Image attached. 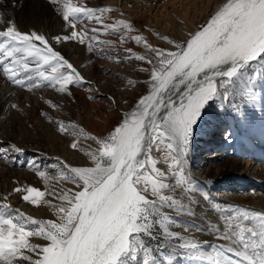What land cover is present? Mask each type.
<instances>
[{
    "label": "snow or ice",
    "instance_id": "snow-or-ice-1",
    "mask_svg": "<svg viewBox=\"0 0 264 264\" xmlns=\"http://www.w3.org/2000/svg\"><path fill=\"white\" fill-rule=\"evenodd\" d=\"M51 2L62 5V19L71 29L69 35L53 37L56 42L78 40L84 44L86 40L97 39L95 35L89 37V31L93 34L120 31L121 42L130 38L137 44L143 43L152 57L131 49L126 51L132 58L151 65L150 69H140L149 73L144 81L148 93L123 114V120L106 136L89 135L80 129L83 138L97 147L84 150L92 166L73 167L60 161L67 170L60 179L75 184L76 190L55 193L58 200L67 202L52 205L58 221L35 219L11 209L6 202L0 203V261L173 264L171 254H154L167 243L183 250L186 256L207 259L211 264H264V212L232 206L222 210L226 213L221 215L223 228L216 227L214 235L223 243L213 245L207 253L198 241L171 231L172 218L164 212L165 208H176L180 203L165 191L174 193L177 186L187 183L181 157L188 150L205 107L217 98L227 100V85L240 79L252 63L264 65V0H226L184 44L159 37L175 50L154 47L139 34L129 37L134 29L125 20L105 23L108 19L105 14L114 9L86 7L72 0ZM85 21L100 27L78 30L77 26ZM0 69L9 81L28 90L47 82L64 93L69 85L85 83L45 35L36 31L22 33L12 24L0 30ZM133 83L128 81L129 85ZM48 119L51 121V117ZM56 124L60 133L68 131L69 126L63 122ZM71 127L75 129L76 125ZM80 134L73 133L76 136L70 145L73 149L78 148ZM9 151L21 153L23 149L15 144L0 147V156ZM154 153H159V158ZM159 164L167 165V170H162ZM37 174L46 178L43 171L37 170ZM169 177L175 178L176 183H169ZM13 191L26 192L22 199L33 205L45 196L31 186ZM177 210L186 211L183 206ZM26 224L36 227L29 230ZM30 237L47 243H32ZM174 240L178 243L173 244ZM149 241H157L155 249Z\"/></svg>",
    "mask_w": 264,
    "mask_h": 264
},
{
    "label": "rangeland",
    "instance_id": "rangeland-1",
    "mask_svg": "<svg viewBox=\"0 0 264 264\" xmlns=\"http://www.w3.org/2000/svg\"><path fill=\"white\" fill-rule=\"evenodd\" d=\"M10 1L11 5L1 15L0 22L3 24L4 29L12 24L22 33L36 31L45 35L41 26H35L34 23L26 20L29 16L19 18L20 9H22L21 3H23L21 0ZM99 1L101 3L98 2V5H96V0H72L73 3L82 4L86 7H108L114 9V11L105 14L108 17L104 21L105 23L125 20L134 29V32L130 33L129 37L135 34L143 35V33H147L151 37V43L154 47L168 50H175V48L159 37L166 36L181 44L187 41L186 39L178 38L175 31H173L175 20H181L183 25L191 28L190 32L195 33L206 25L211 15L226 2V0ZM88 2H90L91 6ZM33 4L35 5L34 7L32 6L33 11L32 8L27 7L23 9L24 13L31 11L34 16H37L39 14L50 15L57 12V18L62 27V31L58 35L70 34L71 29L62 19L61 4H53L51 0H34ZM36 5L38 8H36ZM22 21H24V24H20ZM85 27L90 29L91 27H100V25L85 21L77 26L78 30ZM88 35L89 37L95 35L97 39L86 40L84 44H81L78 40L56 42L52 39L55 36L46 37L45 35L50 40L54 50L60 52L72 63L85 81L81 85H69L64 93L57 91L55 87L48 85L47 82L32 90L22 88L9 81L3 74L2 69H0V79L10 90H14L13 92L19 94L21 92L28 96L22 101L17 98L5 101L0 95V147L8 148L10 144H15L23 149L21 153L9 151L6 155L0 156V203L6 202L11 209H18L19 212H23L26 216H31L35 219L58 221L56 209L52 205L66 204L67 202L58 200L55 193L67 189L76 190L75 184L60 179V175L67 171L60 164L61 160L73 167L92 166L84 150H95L97 146L93 141L84 139L83 135L80 134V129H83V132L89 135L106 136L123 120V114L129 112L139 98L148 93V87L144 81L148 79L149 73L140 71V69H150L151 65L145 61H138L132 58L126 50L131 49L136 54L149 57H152V53L143 52L140 46L130 38H126L124 42H121L120 31L110 34H93L89 31ZM156 40L157 44L155 46ZM90 43L91 51L89 50ZM64 47H71L72 50L77 49L78 52H74L69 58L61 50ZM30 66L34 67V65ZM247 70L248 68L244 72ZM129 80L134 82L133 85L128 84ZM231 84H229V87ZM233 84L238 87V94L243 95L246 102L255 103L253 89L247 88L244 83L242 84L246 87H241L242 84L239 86L236 80ZM13 92L12 94L15 95ZM49 101L56 107H51L48 103ZM13 104L18 107L13 108ZM219 106L220 101L217 98L205 107L201 120L194 129L188 150L181 157V168L187 183L177 186L174 193L165 191L166 195H173L180 202L176 208L164 209V212L172 218L173 223L170 225V230L180 233L185 238H192L198 241L205 253L211 252L213 245L223 243V241L217 239L214 231L197 223V220L202 218L197 213V209L200 207L199 202L203 200L209 204L212 201L209 192L207 194L205 191L206 185L212 189V192L214 190V192L218 193L219 190L217 191V189L225 188L223 190L228 189V193L234 194L231 191L232 186L219 187V185L225 181V185H230L228 183L230 180L227 177L232 173L241 178L245 176L239 175L247 161L245 159L243 161L239 160L237 165L232 167L227 165L224 168L217 166L218 161H211L212 164H209L205 176V183L195 178L196 176L193 173L195 172V161L198 162L196 152L199 145L210 136L213 130H219L225 126V124L221 125L222 112ZM110 112L114 113V115L107 116ZM48 117H51V121ZM57 121L68 125V131L63 134L60 133L57 130ZM71 125H76V128L73 129ZM74 132L80 134V138L77 140V149H73L70 146L73 140L76 139V136L73 135ZM211 151H209V156L218 153ZM154 155L159 158L160 154L154 153ZM158 167L162 170H167V165L165 164H159ZM37 170L45 172L46 178H41L37 174ZM168 182L175 184L176 180L173 177H169ZM29 186L45 193V196L37 205L22 199L26 192L18 193L13 191L16 188L26 189ZM186 189L190 191H186ZM250 192H252L251 188L247 187L242 192L237 190L236 194L243 196L250 194ZM4 197L8 198L7 201L4 200ZM44 201H49L50 204ZM181 206L186 209L185 212L177 210ZM217 206L218 216L221 219V215L226 214L222 210L227 207ZM231 206L235 209L248 210L241 205L232 204ZM255 211L261 212L259 210ZM25 227L31 230L36 226L26 224ZM157 231H160L159 226H157ZM29 239L32 243L40 245L47 243V241L37 237H30ZM149 243L154 249L156 248L157 241H149ZM176 243L178 241L174 240L173 244ZM160 252H164L165 255L171 254L173 264H211L207 259H196L195 256H186L183 250L171 247L167 243H165L164 249L157 250L154 254L160 256ZM0 264H3V262L0 261ZM21 264H27V262H21Z\"/></svg>",
    "mask_w": 264,
    "mask_h": 264
},
{
    "label": "bare ground",
    "instance_id": "bare-ground-1",
    "mask_svg": "<svg viewBox=\"0 0 264 264\" xmlns=\"http://www.w3.org/2000/svg\"><path fill=\"white\" fill-rule=\"evenodd\" d=\"M21 1L23 3H21L22 9H20L19 18L29 16L26 20L34 23L35 26H41L46 37L56 36L61 33L62 27L58 21L57 12L50 15L39 14L37 16H34L31 11L24 13L23 9H26L27 7L32 8L33 11V7L35 6L33 4L34 0ZM96 1V5H98L97 3L100 1ZM88 3L90 4V2ZM10 5V0H0V21L2 17L1 15ZM36 8H38L37 5ZM24 21L20 22V24ZM175 21L173 31H175L178 38L187 40L190 38V34H194V32H190L191 28H188L187 25H183L181 20L178 19ZM1 29H4V27L0 22V30ZM142 36L151 43V37L149 34L143 33ZM156 44L157 40L154 45L156 46ZM137 45L140 46L143 52H149L143 43ZM61 50L69 58H71L74 52H78L77 49L72 50L71 47H64ZM236 82L239 86L244 83L247 88L253 89L252 92L255 97V103L250 104L249 102H246L245 97L238 94V87L233 83L230 87L227 85L229 98L227 100L219 98V108L222 112L221 125L225 124V126H221L223 129L220 128L219 130H213L210 136L199 145L196 152L198 162L195 161V172L193 174L196 176L195 178L197 180H201L203 183H205V176L211 161H218L217 166L224 168L227 165H230V167L237 165L239 160H247L242 171L240 170L241 172L239 175L245 176L241 178L236 176L235 173H232L227 177L230 180L228 181L230 185H225L224 183L226 181L221 184L219 183V187L232 186L231 191H233L234 194L228 193V189L223 190L225 188L217 189V191L219 190L217 193L214 192V190L212 192V189L209 188L208 185H206L207 190L204 187L206 193L208 194L209 192L212 201L208 204L203 200V202L200 200V207L197 209V213L201 215L202 218L201 220H197V223L212 231H215L216 227L223 228V223L218 216L217 205L222 206V208L225 206L224 208H226L232 204H236V206L241 205L248 210L254 209L264 212V65L261 63H252L248 70L244 72L243 76L240 79H237ZM244 84H242L241 87H246ZM13 91L10 90L0 79V95H2V98L5 101L11 100L12 98H17L22 101L28 97L27 95H24V93L20 92L19 94ZM220 91L223 93V89H220ZM12 92L15 95H13ZM112 115H114V113L110 112L107 114V116ZM211 150L213 153H218L209 156V151ZM247 187L251 188L252 192H250V194L243 196H241L240 193V195L236 194L237 190L242 192Z\"/></svg>",
    "mask_w": 264,
    "mask_h": 264
}]
</instances>
